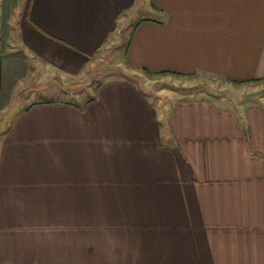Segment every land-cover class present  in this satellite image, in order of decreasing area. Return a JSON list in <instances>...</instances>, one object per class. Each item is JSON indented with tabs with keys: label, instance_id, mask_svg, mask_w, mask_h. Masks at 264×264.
Listing matches in <instances>:
<instances>
[{
	"label": "crops",
	"instance_id": "crops-1",
	"mask_svg": "<svg viewBox=\"0 0 264 264\" xmlns=\"http://www.w3.org/2000/svg\"><path fill=\"white\" fill-rule=\"evenodd\" d=\"M109 52L264 81V0H0V264H264V93L157 104L121 77L16 104Z\"/></svg>",
	"mask_w": 264,
	"mask_h": 264
},
{
	"label": "rangeland",
	"instance_id": "rangeland-1",
	"mask_svg": "<svg viewBox=\"0 0 264 264\" xmlns=\"http://www.w3.org/2000/svg\"><path fill=\"white\" fill-rule=\"evenodd\" d=\"M124 38L123 44L125 46L128 38L127 34L124 35ZM103 55L105 61L100 62L98 71H96L94 76H92L87 82L74 85H61L55 81L50 82V84H36L34 89L33 87L30 88V94L28 93L29 89L25 90L24 88L21 90L17 95L18 99L16 100V104H19L21 108L26 104L45 100L46 98L58 99L60 96L62 97L63 92L61 91V88L63 87L68 91L66 95H63L65 96V99H74L84 102L91 93L93 94L95 87L99 83L121 77H127L140 85L148 97L157 104L166 102L168 105V102L181 97H217L218 99L229 98L231 100L236 99V101H245L251 97H257L264 93V81L261 80L235 84L226 81L224 78L203 72L195 73L189 77L173 75L151 76L141 72H134L132 69L126 68L123 61L124 58L120 59L116 52L103 53ZM255 93H258L259 95L252 96ZM71 94L72 96H70ZM3 118H5L4 126L10 121V115ZM1 123L2 120H0V125Z\"/></svg>",
	"mask_w": 264,
	"mask_h": 264
}]
</instances>
